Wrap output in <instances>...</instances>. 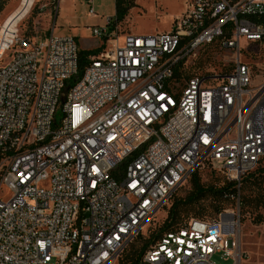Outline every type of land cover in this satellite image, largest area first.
Wrapping results in <instances>:
<instances>
[{
  "label": "built area",
  "instance_id": "1",
  "mask_svg": "<svg viewBox=\"0 0 264 264\" xmlns=\"http://www.w3.org/2000/svg\"><path fill=\"white\" fill-rule=\"evenodd\" d=\"M117 24L92 29L102 44L79 79L75 37L0 33V61L19 46L0 65V264H117L197 170L239 187L264 160V77L253 84L241 48L264 68V0H190L152 36ZM216 41L231 72L175 87L176 66ZM239 206L165 233L138 264H242Z\"/></svg>",
  "mask_w": 264,
  "mask_h": 264
},
{
  "label": "rangeland",
  "instance_id": "2",
  "mask_svg": "<svg viewBox=\"0 0 264 264\" xmlns=\"http://www.w3.org/2000/svg\"><path fill=\"white\" fill-rule=\"evenodd\" d=\"M133 5L127 16L117 24L120 32L131 33L137 36H152L162 33H170L173 29L175 19H178L189 8L190 0H131ZM3 0L0 7V33L3 25L11 16H18V23L14 25L4 38L26 39L30 42L46 41L49 34L56 36L75 37L80 51H93L90 49L102 44V39H96L92 34L93 28L103 29L107 18L116 15V0H93L92 7L95 16L90 15L88 0ZM253 43L241 41L243 50L242 60L253 71V84L260 83L264 77V68L260 62L259 48ZM19 46L14 43L6 51L0 65L5 64L13 52ZM90 49V50H89ZM234 53L224 49L220 41L202 47L194 57L188 58L183 63V70L189 78L195 76H224L231 72L234 66ZM186 80L175 83V87L182 89ZM264 166V160L257 166ZM254 169L251 174L258 169ZM201 180L205 184L212 182L221 183L225 176L210 166L203 167L198 171ZM190 190V182H185L171 196L169 201L150 221L151 230L159 226L166 216L172 199L184 198ZM240 203V202H239ZM238 199L225 203V210H236ZM207 210L206 219H214L210 201L203 202ZM264 209L258 210L263 213ZM241 216L240 246L245 258L242 264H264V223L254 224L248 213H243L241 204L239 206ZM256 213V212H255ZM150 231L145 229L140 234L147 238ZM139 238V237H138ZM141 241H134L129 250L139 248ZM128 250V252H129ZM127 252V253H128ZM216 263L230 264L218 257H214Z\"/></svg>",
  "mask_w": 264,
  "mask_h": 264
},
{
  "label": "trees",
  "instance_id": "3",
  "mask_svg": "<svg viewBox=\"0 0 264 264\" xmlns=\"http://www.w3.org/2000/svg\"><path fill=\"white\" fill-rule=\"evenodd\" d=\"M132 5L131 0H116L115 18L117 22L122 21L127 16ZM95 53L93 51H80L77 79L82 77L89 57ZM182 70L183 63H179L174 70V83L190 79ZM76 78L70 80L68 87L77 80ZM198 171L200 170L193 173L187 180L190 182L188 194L184 198L172 199L171 206L168 208L163 222L152 231H150L149 223L145 228V231H150L148 237L143 238L139 235V238H135L132 243L137 240L142 242L139 248L129 250L128 247L132 244L130 243L119 257L117 264H138L145 252L165 233L179 228L189 220L212 221L217 219L225 210V203L230 200L235 201V198L239 200L243 213H248L254 224L264 223V211L263 213L258 212V210L264 209V166L255 173L244 176L239 187L237 183L228 181L226 178L222 181V184L215 182L205 184L202 182ZM205 201H210L212 214L216 216L214 219L208 220L205 218L207 214V210L203 206Z\"/></svg>",
  "mask_w": 264,
  "mask_h": 264
},
{
  "label": "bare ground",
  "instance_id": "4",
  "mask_svg": "<svg viewBox=\"0 0 264 264\" xmlns=\"http://www.w3.org/2000/svg\"><path fill=\"white\" fill-rule=\"evenodd\" d=\"M19 19L18 16H15V14L13 16H11L9 19H7V21L5 22V24L3 25L2 28V36H6L9 32L10 29L16 25L18 23ZM226 220H229V216L227 217Z\"/></svg>",
  "mask_w": 264,
  "mask_h": 264
},
{
  "label": "crops",
  "instance_id": "5",
  "mask_svg": "<svg viewBox=\"0 0 264 264\" xmlns=\"http://www.w3.org/2000/svg\"><path fill=\"white\" fill-rule=\"evenodd\" d=\"M58 3H59V0H58ZM58 3H57V5H58ZM94 48H95V47H93V48H90V49L92 50V49H94ZM90 49H89V50H90ZM86 51H88V50H86Z\"/></svg>",
  "mask_w": 264,
  "mask_h": 264
}]
</instances>
